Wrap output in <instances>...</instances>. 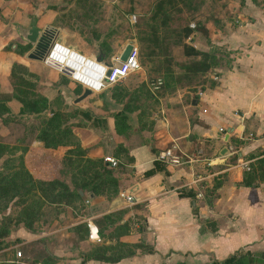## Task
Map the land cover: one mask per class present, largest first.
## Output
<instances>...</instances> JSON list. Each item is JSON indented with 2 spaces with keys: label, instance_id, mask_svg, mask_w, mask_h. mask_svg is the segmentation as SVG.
Segmentation results:
<instances>
[{
  "label": "rangeland",
  "instance_id": "1",
  "mask_svg": "<svg viewBox=\"0 0 264 264\" xmlns=\"http://www.w3.org/2000/svg\"><path fill=\"white\" fill-rule=\"evenodd\" d=\"M36 6L30 23L40 30H48L55 39L103 61L131 42L138 51L139 68L101 92L74 101L78 107L67 111L63 102L72 103L84 88L39 60L42 65L37 73L29 71L27 64L35 59L27 57L32 46L22 39L4 48L11 52L12 86L17 95L34 99L41 90L50 97L55 94V101L53 108L38 114H4L0 127V221L8 219L10 231L0 237V264H62L70 252L78 255L79 242L86 250L107 247L111 252L126 251L143 227V201L126 202L127 207L112 214L111 223L100 219L102 215L91 218L97 230L101 226V241L94 243L82 228L93 206L87 191L77 200L59 197L58 182L72 189L71 180L79 183L80 177L92 174L91 168L102 158L105 168L122 181L115 193L112 187H102V194L96 196L125 202L120 193L126 194L130 187L125 178L132 171L127 148H142L147 159L169 150L171 156L162 161L164 165H174L172 156L183 161L193 154L203 158L210 153L208 146H196L193 137L187 138L196 106L191 101L216 86L220 70L238 52L221 43L226 33L221 24L228 30L240 21L233 10L237 0H36ZM204 57H213L206 71L186 69L189 62ZM84 98L87 101L83 103ZM88 103L94 106L92 114ZM122 109L127 123L123 135L107 137L99 131L94 138L88 129L94 123L92 115L105 116ZM80 139L86 147L80 145ZM106 140L115 145L104 147ZM97 141L102 145L93 154ZM103 147L105 151L100 150ZM105 157H112L115 163ZM121 209H128L127 217ZM121 216L127 220L125 224L117 220ZM18 229L24 233L16 236ZM241 257L245 264H264L261 255L252 256L250 262L248 255Z\"/></svg>",
  "mask_w": 264,
  "mask_h": 264
},
{
  "label": "crops",
  "instance_id": "2",
  "mask_svg": "<svg viewBox=\"0 0 264 264\" xmlns=\"http://www.w3.org/2000/svg\"><path fill=\"white\" fill-rule=\"evenodd\" d=\"M237 3L233 10L240 21L228 30L224 22L221 24L226 32L221 43L228 50L238 52L230 67L220 70L216 86L205 89L197 97L188 132L196 146L206 145L210 153L203 158L193 154L180 164L165 165V171L143 177L142 172L151 166L153 157L147 159L142 148H127L132 157V171L126 194L143 201L144 212L143 231L134 237L148 243L152 253L137 251L131 257L108 263L91 259L81 262L79 255L70 252L62 264H209L238 249L264 251V182L247 187L237 185L244 170L236 166L245 159L253 162L259 153L264 156V6L252 0H237ZM36 13V0H0V105L6 106L13 115L20 110L21 103L12 96L11 52L4 48L15 44L16 39L21 41L17 29L29 26L30 18ZM30 63L27 69L37 73L41 62ZM36 95L46 97L48 107L53 108L55 94L50 97L46 91L39 90ZM63 103L67 111L78 107L74 100ZM87 106V110L94 113V106L90 103ZM3 118L1 115L0 127H3ZM91 121L94 123L88 129L94 138L99 131L102 136L120 137L112 130L110 115L93 114ZM219 128L224 132H218ZM118 142L117 139L115 144ZM79 143L86 147L81 139ZM96 143L93 154L102 145ZM103 146L113 147L108 140ZM104 147L100 150L105 151ZM222 149L225 150L223 154ZM248 155L252 157L247 158ZM218 175L222 178L216 188L217 197L208 205L203 192ZM182 188L195 192L193 202L177 195ZM89 199L93 205L89 218L127 207L126 202L117 198L105 200L89 196ZM127 216L128 212L124 217ZM124 219L122 217L120 222ZM206 220L214 221V230L205 226ZM14 233L18 236L24 232L18 229ZM82 246L79 242L75 250L85 253L87 250Z\"/></svg>",
  "mask_w": 264,
  "mask_h": 264
},
{
  "label": "trees",
  "instance_id": "3",
  "mask_svg": "<svg viewBox=\"0 0 264 264\" xmlns=\"http://www.w3.org/2000/svg\"><path fill=\"white\" fill-rule=\"evenodd\" d=\"M253 2H259L264 6V0H252ZM230 51V50H229ZM213 55V54H211ZM214 56V55H213ZM233 59V58H232ZM103 60V59H100ZM106 61V60H104ZM232 61V60H231ZM231 61L227 63L225 68H229L231 65ZM213 64V57H210V59H207L204 57L200 60H194L189 62L187 65H185L186 69L193 73H200L206 71L211 65ZM12 96L18 100L21 103V108L18 111L20 114H38L46 109H48L49 102L46 97L42 95H36L34 99H22L20 95H17L15 90H13ZM197 99V98H196ZM194 99V100H196ZM50 108V107H49ZM124 109L115 111L111 114H109L112 118V130L114 133L118 135H123L124 129L127 126L126 123V115L124 114ZM71 111V110H69ZM10 113L8 108L4 106L3 104L0 105V116L4 115L6 113ZM76 115L78 114V110L73 111ZM3 121V119H2ZM78 147L79 143L75 142ZM66 144H68V141H66ZM79 151L84 153L86 152L85 148H79ZM150 151L153 153L154 150ZM262 153H259L257 157H255L254 161L250 163L249 169L247 171L241 172L240 178L237 181V185L240 186H252L256 185V183L264 182V156H261ZM251 155H248L247 158H251ZM46 158V157H45ZM130 161L132 162V157L130 156ZM164 162V161H163ZM162 161L157 160L156 158H153L151 161V166L147 169H145L142 172L143 177L151 176L157 172L165 171V165ZM96 166H94L92 169V174H89L88 176L80 177V181L75 182L71 180L73 188L70 189L67 184L63 182H58V185L60 187V193L56 196L59 197H66L69 199H81L84 195V192H86L87 196L93 197L98 194H102L100 190L102 187L108 188L112 187V193L116 192L117 187L119 186L122 179H119L116 173H113V171L105 168V162L102 160V158L97 159ZM221 178L219 175L217 177H214L212 179V182L210 186L206 187L203 192V199L206 202V204L211 205L213 200L217 197L216 188L221 183ZM126 183H130V178L128 175L125 178ZM77 185V186H76ZM79 191L81 193H79ZM177 195L181 197H187L191 202L195 200V192L192 189H185L182 188L177 191ZM120 209H116L107 213L102 214L101 218L102 220H106L107 222H113L112 214L119 212ZM193 211H195L194 208H192ZM126 209H121V214L124 213ZM122 217V216H121ZM119 222L121 218L117 219ZM126 219H124L121 224H125ZM143 226V222H142ZM205 226L209 227L210 229L214 230L215 223L212 220H206ZM101 227V226H100ZM100 227L98 226V233L99 236H101ZM103 227V226H102ZM82 228L86 235V227L84 224H82ZM10 231L9 226V220L6 221L1 220L0 221V237L6 236ZM128 231V230H127ZM121 232V233H127ZM143 231V227L138 229V233H141ZM128 245L132 246L131 249H127L126 251H120L119 249H112L113 252H111L107 247H95L93 249L87 250L85 253L79 252L78 255L80 257V261L84 262L86 260H97L101 262H108V263H114L119 261L122 258L131 257L133 256L137 251L142 253H152V247L144 242L142 239H137L136 241L129 243ZM248 255L247 262L251 261L252 256L261 255L264 258V251L260 252H252L249 250H242L238 249L235 250L233 253L227 255L221 260L212 261L210 264H245V262L242 259V255ZM175 264H184L183 262H177Z\"/></svg>",
  "mask_w": 264,
  "mask_h": 264
},
{
  "label": "built area",
  "instance_id": "4",
  "mask_svg": "<svg viewBox=\"0 0 264 264\" xmlns=\"http://www.w3.org/2000/svg\"><path fill=\"white\" fill-rule=\"evenodd\" d=\"M119 53L109 57L107 61H98L94 56L86 55L55 39L48 45L41 61L90 92H99L106 86L120 81L139 68L138 51L134 44L126 60H119ZM170 156L169 150L161 151L157 154L156 159L167 161V158ZM104 160L112 164L115 163L112 157H105ZM250 161L247 159L241 160L236 163V166L248 170ZM182 162V158L179 160V158L172 156L170 159V163L174 165ZM206 164L209 165L210 162ZM195 181L193 180V182ZM196 196H200V193H196ZM120 197L127 203L136 200L130 194L120 193ZM85 222L87 239L94 243L100 242L101 239L97 228L91 221V218H86Z\"/></svg>",
  "mask_w": 264,
  "mask_h": 264
},
{
  "label": "water",
  "instance_id": "5",
  "mask_svg": "<svg viewBox=\"0 0 264 264\" xmlns=\"http://www.w3.org/2000/svg\"><path fill=\"white\" fill-rule=\"evenodd\" d=\"M17 33L20 36V38L25 41L26 43H28L29 45L32 46V49L28 52L27 57L28 58H33L35 60H39L41 61L43 56H44V52L46 51L48 45L50 44L51 41H53L55 39V37L51 36L50 31L48 30H40L39 28H37L34 24H30L27 27H19L17 29ZM46 41V43L44 44L45 46H43L42 48H40V43ZM132 43L131 42H127L124 47L122 48V50L120 51V53L118 54V59L121 61L126 60V58L129 56V53L131 51L132 48ZM98 61H100V58H96ZM106 88V87H105ZM103 88V89H105ZM102 89V90H103ZM102 90H100L99 92H101ZM91 92L88 89L83 90L82 94H80L79 96H77L74 101L80 100L82 99L84 96L90 94ZM196 101L192 100L191 104H195ZM227 135V134H226ZM188 138H191V135H188ZM226 139V136H225ZM224 149L221 150V153H224ZM79 193H81L79 191Z\"/></svg>",
  "mask_w": 264,
  "mask_h": 264
},
{
  "label": "flooded vegetation",
  "instance_id": "6",
  "mask_svg": "<svg viewBox=\"0 0 264 264\" xmlns=\"http://www.w3.org/2000/svg\"><path fill=\"white\" fill-rule=\"evenodd\" d=\"M45 43H46V41L41 42L39 47L42 48L43 46H45L44 45Z\"/></svg>",
  "mask_w": 264,
  "mask_h": 264
}]
</instances>
